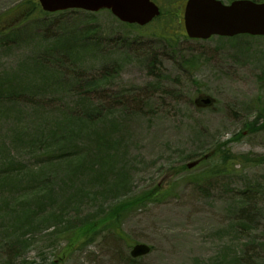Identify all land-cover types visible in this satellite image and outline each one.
<instances>
[{
    "label": "rangeland",
    "instance_id": "rangeland-1",
    "mask_svg": "<svg viewBox=\"0 0 264 264\" xmlns=\"http://www.w3.org/2000/svg\"><path fill=\"white\" fill-rule=\"evenodd\" d=\"M153 1L162 22L137 29L109 11L10 28L38 0H0V264H264V37L179 38L186 0ZM224 153L256 164L214 173Z\"/></svg>",
    "mask_w": 264,
    "mask_h": 264
},
{
    "label": "water",
    "instance_id": "water-1",
    "mask_svg": "<svg viewBox=\"0 0 264 264\" xmlns=\"http://www.w3.org/2000/svg\"><path fill=\"white\" fill-rule=\"evenodd\" d=\"M44 12L54 14L68 10L97 13L109 10L121 22L144 27L160 16V8L151 0H39ZM184 27L192 40H209L214 36L233 38L239 35L264 36V3L236 0L225 5L219 0H187ZM215 101L201 95L198 109L213 107ZM208 154L204 159H208ZM202 160L188 164L194 169ZM152 249L145 244L132 248L134 259L148 256Z\"/></svg>",
    "mask_w": 264,
    "mask_h": 264
},
{
    "label": "trees",
    "instance_id": "trees-1",
    "mask_svg": "<svg viewBox=\"0 0 264 264\" xmlns=\"http://www.w3.org/2000/svg\"><path fill=\"white\" fill-rule=\"evenodd\" d=\"M253 1H258V0H253ZM259 2V1H258ZM260 2H264V0H262V1H260ZM33 4L35 5V9H28V8H25V10L22 12V14H21V16H20V18L19 19H17V20H15L12 24H11V26H9L10 28L11 27H14V26H17V25H20V24H22V23H27V22H30V21H32V20H34V18H36V17H39V16H41V15H45V16H48V15H50V14H47V13H44L42 10H41V8H40V6H39V4H38V2H33ZM179 9H181V7H179ZM36 11V12H35ZM178 12H179V10H178ZM72 13H75V11H67V12H62V13H59L60 15H67V14H72ZM164 18V14L162 13V15L158 18V19H156L155 21H154V23L156 22V24H160L161 22H162V19ZM178 18H179V16H178ZM154 23H152V24H154ZM151 24V25H152ZM151 25H149V26H151ZM178 25H179V27H180V22H179V19H178ZM21 26V25H20ZM148 26V27H149ZM9 27L8 28H6L7 30L9 29ZM131 27H133V28H137V29H140L139 27H137V26H131ZM4 29V28H3ZM177 30H178V27L176 28L173 24L170 26V24L168 23V24H166V26H165V28L163 29V33H161V35L160 36H162L164 39H166V40H168L169 42H171V41H173L174 40V38H177L178 37V35H177ZM181 37H185L186 39H187V37L184 35V34H181L180 36H179V38H181ZM150 54H155L154 52H151ZM188 63H190V61L188 62ZM186 64V63H185ZM184 64V65H185ZM104 77H102L101 79H109L110 77H112L113 76V74H112V72L111 71H109V70H104V72H103V74H102ZM80 79V83H82V84H86V85H88L89 84V82L90 81H92V83L90 84V85H94V83H95V81H97V79L96 80H94V79H91V78H89L88 79V81H87V79H85V78H82V77H80L79 78ZM79 117H80V119L81 120H87V121H95V119H93V117L92 116H90V115H88V114H85V113H83V114H79L78 115ZM219 151H220V148H216V149H214V150H212L211 152H213L214 153V155H213V157L214 156H217L218 155V153H219ZM202 156H199L198 158H201ZM239 157V158H238ZM197 158V159H198ZM239 159H241V160H239ZM222 163H223V165H222V168H220V169H218V170H213V172L214 173H218V174H226V173H229V168L230 167H235V166H237V165H241V164H243V165H245V164H256V161L255 160H251V158H248V157H246V156H233V158L230 156V153H224V156L222 157ZM205 162V161H204ZM204 162H202V163H204ZM201 163V164H202ZM200 164V165H201ZM199 165V166H200ZM158 195H159V193H158V191H156V193L155 194H153V197L154 198H156L155 199V201H158L159 200V197H158ZM122 207H123V204H121L120 206H118L114 211L116 212V211H120L121 209H122ZM114 213V212H113ZM118 218H116V219H113V223H114V227H116L117 225H118Z\"/></svg>",
    "mask_w": 264,
    "mask_h": 264
}]
</instances>
